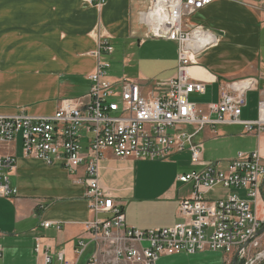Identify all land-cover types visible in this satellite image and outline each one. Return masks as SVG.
<instances>
[{
  "label": "crops",
  "instance_id": "0c3cea01",
  "mask_svg": "<svg viewBox=\"0 0 264 264\" xmlns=\"http://www.w3.org/2000/svg\"><path fill=\"white\" fill-rule=\"evenodd\" d=\"M149 3L106 0L98 7L86 0H0V116L22 111L52 116L62 101L85 98L89 76L97 67L98 32L114 48L113 55L105 57L112 65L110 79L135 80L143 89L174 79L179 47L176 42L147 38L140 14ZM263 8L264 0H215L189 18L191 27L208 30L218 39L191 68V76L206 83L205 94L190 96L198 108L218 104L223 86L256 79L258 90L247 94L241 118L258 119L264 100ZM223 139L246 140L248 146L239 148L237 155L258 152L264 165V134H245L242 126L201 132L196 140L204 145V162L226 164L237 157L235 152L224 156L225 161L213 162L215 155L205 144L217 147ZM0 154L17 158L10 181L18 191L14 198H0V264H45L35 251L37 239L47 247L50 264H89L97 246L87 233L95 217L86 199L85 167L70 174L61 163L48 165L24 156L20 147L2 149ZM196 170L201 168L192 166L189 152L168 161L135 162L108 151L100 162L102 184L119 200L126 224L139 230L170 228L182 221L179 203L192 197V186L177 178ZM262 190L254 208L264 222V181ZM44 223L51 227L44 228ZM258 241L264 250V233ZM234 259L235 255L206 251L161 257L156 264H233ZM105 260L100 255V261Z\"/></svg>",
  "mask_w": 264,
  "mask_h": 264
},
{
  "label": "built area",
  "instance_id": "2783aa9c",
  "mask_svg": "<svg viewBox=\"0 0 264 264\" xmlns=\"http://www.w3.org/2000/svg\"><path fill=\"white\" fill-rule=\"evenodd\" d=\"M86 1L100 7L106 0ZM214 1L150 0L148 9L141 12L147 38L178 44L177 74L171 81L143 89L135 80L110 79L111 65L105 57L113 55L114 48L98 32L97 67L89 76L91 86L85 98L62 101L52 116H30L23 111L0 116V150L20 147L24 156L48 165L61 163L70 174L85 167L86 199L95 217L87 233L97 246L89 264H156L161 257L206 251L235 255L237 264L264 262L258 241L264 222L254 208L263 194L261 155L240 153L226 164L206 163L204 145L196 140L206 129L220 126H242L245 134H264V100L259 103L257 120L241 118L247 94L258 90L256 79L223 86L220 102L205 110L190 102L191 95L205 94L206 84L191 76V68L218 39L208 30L191 27L189 18ZM108 151L135 162L168 161L175 154L189 152L192 166L201 170L177 178L178 183L192 186V197L179 203L182 221L150 230L128 226L119 200L102 184L100 162ZM16 165L14 155L0 154L1 199L18 195L10 181ZM217 189L234 194L207 199ZM43 226L50 228L51 223ZM35 251L45 264L51 263L41 239L36 240ZM58 258L64 261V254Z\"/></svg>",
  "mask_w": 264,
  "mask_h": 264
},
{
  "label": "rangeland",
  "instance_id": "374dc122",
  "mask_svg": "<svg viewBox=\"0 0 264 264\" xmlns=\"http://www.w3.org/2000/svg\"><path fill=\"white\" fill-rule=\"evenodd\" d=\"M110 65H111V63H110ZM111 69H112V65H111V68L109 69V76L112 75ZM250 112L251 113L254 112V110L252 109V106L250 107ZM220 139H222V138H220ZM205 145L207 146V151L209 148V149H211V153H213L215 155L214 156L215 159L213 162H218V161H225L224 156H226L228 154H232V153L236 152V155H237V153H238L237 150L241 147L248 146V142L246 140H241V139H238V140H225V139H223L222 142H220L217 147H214L216 144H210V142L206 143ZM228 196H229L228 191L217 189L214 192H212V194L208 195L207 199H212V200H214V199H225ZM256 252H260V251L257 250ZM261 264H264V262Z\"/></svg>",
  "mask_w": 264,
  "mask_h": 264
},
{
  "label": "water",
  "instance_id": "95a60500",
  "mask_svg": "<svg viewBox=\"0 0 264 264\" xmlns=\"http://www.w3.org/2000/svg\"><path fill=\"white\" fill-rule=\"evenodd\" d=\"M263 233H264V226H263V228L261 229V231L258 233V236H261ZM237 260H238V258L235 257V259H234V261H233V264H237Z\"/></svg>",
  "mask_w": 264,
  "mask_h": 264
}]
</instances>
